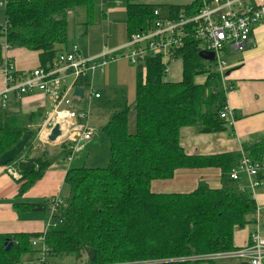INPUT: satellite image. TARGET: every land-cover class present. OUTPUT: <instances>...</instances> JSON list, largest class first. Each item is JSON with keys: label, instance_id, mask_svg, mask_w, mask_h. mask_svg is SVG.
Masks as SVG:
<instances>
[{"label": "trees", "instance_id": "1", "mask_svg": "<svg viewBox=\"0 0 264 264\" xmlns=\"http://www.w3.org/2000/svg\"><path fill=\"white\" fill-rule=\"evenodd\" d=\"M139 1L126 0L128 38L159 19L193 18L204 3L213 0H196L187 6L143 5ZM0 7L5 10V24L0 26V70L5 46L38 53V68L53 65L61 51L58 47L72 46L77 36L71 41L70 29L77 25L71 23V15L79 8L85 10L80 35H86L95 24V0H0ZM186 32L180 52L182 80L165 81L160 58L136 67L133 133L125 90H115L109 99L101 100L100 107L110 112L102 129L109 145V163L70 168L65 177L69 195L62 199L60 215L42 234H0V264H22L30 254L41 255L35 263L44 260L45 264L48 258L58 256H73L78 261L86 257L85 264H249L243 259L201 257L241 249L234 244L236 231L256 224L258 208L252 193L240 191V181L231 179L230 174L244 155L255 163L264 162V138L245 146L243 152L186 153L181 144L184 128L199 134L234 130L233 123L221 117L231 89L224 88L221 76L213 70L215 62L202 55V42L193 34V24ZM201 76L206 80L199 84L196 79ZM75 86L88 89L90 78L78 79ZM40 116L41 111L12 116L0 103V166L6 152L30 138L24 152L7 165L16 169L22 191L41 180L50 166L45 154L29 155L38 141V131L28 125ZM63 146V159L68 160L74 152L70 145ZM202 169H220L222 187L213 189L200 182L192 193L152 191L153 182L171 180L179 170ZM257 178L264 182V174ZM54 198L42 204H16L15 208L20 214L50 213ZM6 242L13 244L9 250Z\"/></svg>", "mask_w": 264, "mask_h": 264}, {"label": "crops", "instance_id": "2", "mask_svg": "<svg viewBox=\"0 0 264 264\" xmlns=\"http://www.w3.org/2000/svg\"><path fill=\"white\" fill-rule=\"evenodd\" d=\"M194 1L196 0H140L138 4L187 6ZM259 1L253 0L254 3ZM95 5L96 17L97 9L105 5L104 0L102 2L95 0ZM107 9V12L102 14L103 18L100 16L101 19L108 17L107 15L117 14L114 3L109 2ZM123 12H125L124 9ZM124 28L127 34L126 22ZM87 36L88 33L84 36L77 34L72 42V46L74 44L78 45L76 40L80 39L81 56L84 58L98 57L104 53L118 51L125 47L129 39L127 34V41L122 39L110 48H102L96 46L98 43L96 40ZM72 46L68 48L63 45L59 46L58 49L61 50L59 53L70 50ZM224 56L228 66L226 72L227 83L232 87L227 94V106L233 111L234 117L237 118L233 123L234 130L218 134H199L195 129L184 128L181 144L189 155L209 156L228 152H243L245 146H251L264 138V20L253 28L252 42L244 52L234 53L227 50ZM3 58H8L20 75L29 73L40 66L38 53L24 48H7L3 51ZM131 70L133 74L125 78H130V81L135 75L133 69ZM97 73L98 71L94 74ZM205 80L199 84L204 83ZM69 85L66 82V86ZM116 85L114 91L125 90L126 84L123 80H120L119 83L117 80ZM5 87V77L2 70H0V91H3ZM113 87H115L114 82ZM77 88L84 90L83 87L75 86L74 94ZM101 100H103L102 95L101 99H98L95 103L97 112H95L96 109L92 111V116L88 120V124L95 130V135L91 140L81 142L82 145L94 141L98 130H102L110 119V116H108L107 120L100 124L101 119H105V114H110L109 111L100 107ZM85 103L84 101L80 102L83 106ZM1 106L12 116H23L41 111L42 116L28 125L30 129L38 131V141L29 155L30 157H38L45 154L47 160L50 161V166L42 179L26 191L21 189V184L18 182L19 176H14L9 172V170L16 171L14 166H0V234H42L47 229V220L50 217L49 211L23 212L20 214L17 212L15 205L42 204L50 198L65 199L69 195V187L65 183V177L72 166L71 163H68L71 160L63 159L64 143L48 142L47 132L44 134L46 138L43 134L42 138L40 137L47 117L53 113V103L50 98L42 93L22 97L10 94L8 101L3 105L1 104ZM98 140L100 141V138ZM96 147L97 145L94 146V148ZM49 148L57 150V161L51 160L48 152ZM34 152L37 153L36 156ZM200 182H205L213 189H219L222 187V171L220 169L179 170L171 180L153 182L152 191L155 193H192L197 189ZM242 185L246 186L247 181H242L240 186ZM261 187L254 197L258 208L256 224L248 225L245 229L236 231L234 244L237 248L242 249L249 245L251 235L258 229V226L260 235L264 238V185ZM40 256L39 254L26 255L22 260V264L35 263ZM52 258L51 260L50 257V261L47 259L48 264H85L86 259L84 257L81 261H78L75 257L70 256Z\"/></svg>", "mask_w": 264, "mask_h": 264}, {"label": "built area", "instance_id": "3", "mask_svg": "<svg viewBox=\"0 0 264 264\" xmlns=\"http://www.w3.org/2000/svg\"><path fill=\"white\" fill-rule=\"evenodd\" d=\"M155 15L158 13L156 12ZM263 20L264 0L257 3L253 0H213L204 3V8L193 18L181 16L180 19H159L147 30L133 34L122 49L98 57H82L80 47L75 44L70 50L59 53L53 65L36 68L21 75L16 71L14 64L5 58L2 73L6 87L0 91V103L3 105L7 102L10 94L18 97L34 93L46 95L53 103V113L47 117L40 137L42 138L43 134L46 138L52 129L59 125L61 136L57 142L69 144L71 150L75 152L77 144L91 140L95 134L94 128L88 124L92 116V107L88 101L93 98L101 99L99 93L93 92L91 96H87L85 90L83 97L76 96L74 88L78 79L90 78V75L97 71L104 72L109 60L117 58L126 59L134 67L143 66L148 59L160 58L165 66L164 73L167 75V67L177 60H182L180 52L187 37L186 27L193 24V34L202 42L203 51L214 55L213 70L221 76L224 88L232 89L227 83L228 66L223 58L224 53L227 50L234 53L244 52L252 42L253 28ZM124 51L127 52L121 54ZM69 78L74 81L66 86ZM82 101L86 102L84 106L80 104ZM221 117L234 123V113L228 106ZM9 172L18 176L16 171L9 170ZM260 173L264 174V162L255 163L244 155L239 166L231 171L230 177L240 183L245 177L247 185L240 186V191L249 190L255 197L256 190L264 185V182L257 178ZM62 203V198L59 197L50 200L48 227L60 215L59 209ZM251 240L252 244L245 248L205 256L201 259L236 258L248 261L249 264H264V238L260 235L259 226L252 233ZM39 241H44L43 236ZM32 264H45V262L41 260Z\"/></svg>", "mask_w": 264, "mask_h": 264}, {"label": "rangeland", "instance_id": "4", "mask_svg": "<svg viewBox=\"0 0 264 264\" xmlns=\"http://www.w3.org/2000/svg\"><path fill=\"white\" fill-rule=\"evenodd\" d=\"M98 2H102L103 0H97ZM109 2L114 3V8H117L116 15H107L108 17L101 19L103 13L107 12V4ZM104 6L97 9L96 17H95V28L94 25L91 26L88 30V36L91 39L96 40L98 42L96 46H101L102 48H110L112 45L118 44L122 39L127 41V34L125 32V22H126V0H104ZM110 5V4H109ZM113 8V7H112ZM123 9L125 12H123ZM103 18V16H102ZM74 20V21H73ZM85 21V10L83 8L77 9L71 15V23L77 24L72 25L70 29V39L73 40L74 34H82L84 27L79 26ZM5 24V10L3 7H0V26ZM112 35V36H111ZM78 43L80 39H77ZM128 43V42H127ZM127 45V44H126ZM125 45V46H126ZM80 47V46H79ZM17 49V48H16ZM124 51L121 54H125ZM225 59V56H224ZM144 66V64H143ZM134 71V77L127 78ZM146 69L143 68L144 74L146 73ZM138 68L131 66L130 63L124 58H117L116 60H109L107 65L104 68V72H99L97 74L90 75V87L88 89H84L87 93V96H91V93H99L102 95L103 100L109 99L112 96L114 89L116 88V82L118 83L120 80H123L124 84H126L125 92L127 95V101L131 106L130 114H129V129L130 132H135V123H136V111L134 110V105L136 102V94H137V76H138ZM167 75L165 77V81L168 82H180L182 80L183 68H182V60H177L175 63L167 67ZM205 76L198 77L196 79L197 83H201L205 80ZM72 78L68 79V83L73 82ZM113 82L115 87H113ZM87 98V97H85ZM90 98V97H88ZM90 105L92 107V111L97 112V108L95 107V103L97 100L94 98L89 100ZM48 111V110H47ZM50 111V109H49ZM93 113V112H92ZM110 114H105V119H101L100 124H103ZM53 130V129H52ZM52 132V131H51ZM100 138V141L98 140ZM98 140V142H96ZM87 144V145H86ZM97 145V149L94 146ZM50 154V158L52 161H57V150L48 149ZM36 152L34 155L36 156ZM52 156H54L52 158ZM110 160V152L109 145L107 140L102 134V130H98V134L95 136L94 141L77 144V150L71 156V161H67L71 163L72 168H81V167H105L109 163ZM263 188V187H261ZM258 188L255 194L258 192ZM49 217L47 220V228L49 224ZM47 230V229H46ZM73 257V256H70ZM53 258H51L52 260ZM50 261V258H48Z\"/></svg>", "mask_w": 264, "mask_h": 264}, {"label": "water", "instance_id": "5", "mask_svg": "<svg viewBox=\"0 0 264 264\" xmlns=\"http://www.w3.org/2000/svg\"><path fill=\"white\" fill-rule=\"evenodd\" d=\"M204 56V58L206 60H209V61H214V55L211 54V53H206V52H203L202 54ZM84 94V90L83 89H80V88H77L75 90V95L76 96H80L82 97ZM61 136V131H60V126L59 125H56L52 132L50 133V135L48 136V142L50 143H56L59 139V137ZM29 137H26L25 139H23L16 147H14L13 149H11L10 151L6 152L2 157H1V165L2 166H7L9 165L13 160H15L18 156H20L28 142H29ZM6 246H7V250H9L13 244L12 243H8L6 242Z\"/></svg>", "mask_w": 264, "mask_h": 264}]
</instances>
